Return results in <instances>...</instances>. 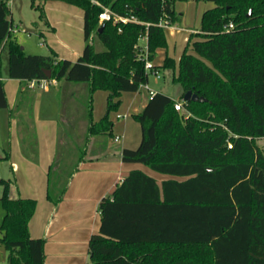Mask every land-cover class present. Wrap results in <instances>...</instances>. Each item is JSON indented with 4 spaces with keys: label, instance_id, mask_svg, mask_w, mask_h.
<instances>
[{
    "label": "trees",
    "instance_id": "trees-1",
    "mask_svg": "<svg viewBox=\"0 0 264 264\" xmlns=\"http://www.w3.org/2000/svg\"><path fill=\"white\" fill-rule=\"evenodd\" d=\"M45 19L44 2L30 0ZM84 10L85 47L77 60L26 53L15 33L9 0H0V49L7 48L10 78L87 82V132L112 134L109 113L124 91H137L151 71L136 47L148 34L149 57L167 45V18L179 21L175 0H98L141 21L99 23L101 6L92 0H65ZM200 32L192 34L178 68L167 56L162 66L184 93L191 89L205 101H184L156 91L133 115L141 124L136 148L124 147L126 162H140L171 175L161 183L135 169L100 202L101 226L89 242V264H264V0H209ZM251 10L250 15H248ZM233 22L234 27L225 29ZM102 29L99 31L100 27ZM97 34L106 49L92 41ZM0 55V108L8 106ZM109 92L107 110L93 119L92 94ZM232 147L228 146L229 142ZM0 224L8 264H45V239L30 234L37 202L15 197L10 181L0 179ZM48 197L58 203L66 184Z\"/></svg>",
    "mask_w": 264,
    "mask_h": 264
},
{
    "label": "crops",
    "instance_id": "crops-1",
    "mask_svg": "<svg viewBox=\"0 0 264 264\" xmlns=\"http://www.w3.org/2000/svg\"><path fill=\"white\" fill-rule=\"evenodd\" d=\"M14 4H17L16 0L10 4L11 10ZM44 9V27H39L38 33L43 39L40 44L49 51L45 55L77 60L86 44L84 10L65 0H46ZM177 23L164 28L167 45L156 50L153 62L157 66H162L165 58L170 56L178 68L190 36L200 32V28ZM14 25L20 27L19 23L14 22ZM21 46L26 53H32L27 52L25 44L21 43ZM159 71L164 77L170 73ZM152 76L154 84L160 83L162 77ZM3 80L8 106L0 108V160L6 163L4 169L0 166L1 178L10 181L11 193L15 197L36 200L29 230L32 237L45 239V264H89L90 238L99 232L101 226V200L111 195L135 169L155 177L159 183L172 177L143 163L126 162L122 158L124 147L136 148L141 142V124L133 115L144 108L151 95L143 88L124 91L121 94L122 108L132 116L126 118V114L123 115L125 121L116 129L119 134H114L115 123L111 119V135H89L87 105L90 86L87 82L49 79L46 87L38 84L30 87V80L10 78L7 72ZM151 87L162 91L153 84ZM81 92L87 93V99L79 98ZM106 94L108 98L109 92ZM103 115H98L93 108L95 121ZM117 135L120 136L118 141L115 140ZM83 143L84 150L80 153ZM51 177L52 188L57 191L66 184L58 203L48 197ZM3 244L0 240L1 248ZM4 250L7 252L6 248ZM6 257L8 264L7 253Z\"/></svg>",
    "mask_w": 264,
    "mask_h": 264
},
{
    "label": "rangeland",
    "instance_id": "rangeland-1",
    "mask_svg": "<svg viewBox=\"0 0 264 264\" xmlns=\"http://www.w3.org/2000/svg\"><path fill=\"white\" fill-rule=\"evenodd\" d=\"M17 4H14L12 6V18L14 19L15 24L19 23L20 27H25L28 29L27 32L19 31L15 33V35L18 38V41L21 42L23 45H26L27 52H32L35 54H48L49 51L43 47L40 44V41H43V39L39 36V27L43 26V21L40 17V12L31 6L30 0H16ZM213 3L208 0H175V7L177 13L180 15L183 13V16L180 15V20L177 24L180 26H190L193 28H201V15L204 9H207L208 7L212 6ZM185 16V17H184ZM36 23V25H34ZM44 27V26H43ZM95 48L99 51L105 50L106 47L103 44V42L100 40L97 34H94L92 39ZM1 53V60L3 62V73L6 74L7 67H8V54H7V48L4 47L0 50ZM153 74L150 76V83L153 84L158 90H162L166 92L168 95L173 96L175 100H179L181 94L183 93V87L179 82H173L171 73H166L165 77L162 76V79L159 80L160 83L154 84L153 83ZM162 75V74H161ZM76 83V82H75ZM82 83V82H81ZM149 83V85H150ZM150 85V86H151ZM97 93L93 96V102L95 110H97L98 115L105 114L107 110V92L106 90L97 89L95 92ZM94 92V93H95ZM80 99H87V93L81 92L79 95ZM93 107V108H94ZM124 114H126V118L132 116V114L128 111H126L124 108H122V104L118 106L117 109H113L110 111L109 116L115 123V131L114 134H119L116 129H118L121 124L125 121ZM120 115V116H119ZM256 141L264 147V137H257ZM81 152L84 150V143L81 145ZM83 155V154H82ZM6 163H2L0 160V166L4 169V166ZM56 170V169H55ZM52 174H54L52 172ZM54 176V175H52ZM1 178V173H0ZM7 178V177H5ZM3 192V184L0 182V196ZM3 217V209L0 202V223ZM4 244L3 248L0 247V264H7V257L6 253L8 254V251L6 252L4 250Z\"/></svg>",
    "mask_w": 264,
    "mask_h": 264
},
{
    "label": "built area",
    "instance_id": "built-area-1",
    "mask_svg": "<svg viewBox=\"0 0 264 264\" xmlns=\"http://www.w3.org/2000/svg\"><path fill=\"white\" fill-rule=\"evenodd\" d=\"M13 0H9V5L12 3ZM94 3H96L97 5L101 6V10L98 13V20L99 23L102 24L105 21H112L115 24H119V23H127V22H142L145 23L146 26H149L150 23L149 22H143L141 21L136 15L134 14H130V15H123L120 14L116 11H114L113 9H111L109 6H105L103 5L100 1L98 0H92ZM159 26L161 27H168L170 25H172V23L169 21V19L167 18H161L160 21L157 23ZM234 27L233 22H230L229 24L225 25V29H230ZM23 31V32H27L28 29L25 27H19L18 25H13L10 28V31L13 33H16L18 31ZM42 43V42H41ZM136 47L139 49V55L142 59H144L145 61V68L147 71H151V73L156 77V78H160L162 77L161 72L159 71V69H154V62L152 59H150L149 57V45H148V34H142L139 38L138 43H136ZM40 85L41 87H46L49 84V79L48 78H44V79H33L30 80V87H34L35 85ZM140 88L143 89H147L149 91V94L151 96H153L156 91L149 85L148 82L146 83H142L140 85ZM184 99L182 100H175V108L177 110L183 111L184 110ZM120 116V115H119ZM126 116V115H125ZM120 139V136L117 135L115 137V140L118 141ZM229 147L233 146V143L230 141L228 143Z\"/></svg>",
    "mask_w": 264,
    "mask_h": 264
},
{
    "label": "water",
    "instance_id": "water-1",
    "mask_svg": "<svg viewBox=\"0 0 264 264\" xmlns=\"http://www.w3.org/2000/svg\"><path fill=\"white\" fill-rule=\"evenodd\" d=\"M251 10L249 11L248 15H250ZM102 29V26L100 27L99 31ZM51 70H47L46 71V75L48 78L51 77ZM184 101H205L207 100V98H205L204 96H199L197 93H194L193 90L189 89L184 93V97H183Z\"/></svg>",
    "mask_w": 264,
    "mask_h": 264
}]
</instances>
